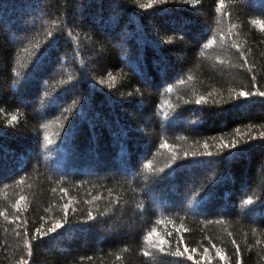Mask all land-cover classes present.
Segmentation results:
<instances>
[{"label": "trees", "instance_id": "obj_1", "mask_svg": "<svg viewBox=\"0 0 264 264\" xmlns=\"http://www.w3.org/2000/svg\"><path fill=\"white\" fill-rule=\"evenodd\" d=\"M261 93L264 0H0V264H264Z\"/></svg>", "mask_w": 264, "mask_h": 264}, {"label": "snow or ice", "instance_id": "obj_2", "mask_svg": "<svg viewBox=\"0 0 264 264\" xmlns=\"http://www.w3.org/2000/svg\"><path fill=\"white\" fill-rule=\"evenodd\" d=\"M241 95H247V93H241ZM261 95H264V93H261ZM13 119H15V117H13ZM57 227H59V225H57Z\"/></svg>", "mask_w": 264, "mask_h": 264}]
</instances>
